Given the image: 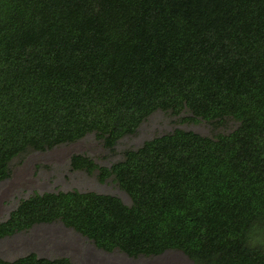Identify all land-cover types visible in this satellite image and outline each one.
Masks as SVG:
<instances>
[{
    "label": "trees",
    "instance_id": "16d2710c",
    "mask_svg": "<svg viewBox=\"0 0 264 264\" xmlns=\"http://www.w3.org/2000/svg\"><path fill=\"white\" fill-rule=\"evenodd\" d=\"M237 123L173 130L121 161L69 166L129 198L33 194L0 239L54 222L104 252L175 250L192 264H264V0H0V182L8 164L94 136L106 149L155 111ZM0 264H73L27 254Z\"/></svg>",
    "mask_w": 264,
    "mask_h": 264
},
{
    "label": "rangeland",
    "instance_id": "374dc122",
    "mask_svg": "<svg viewBox=\"0 0 264 264\" xmlns=\"http://www.w3.org/2000/svg\"><path fill=\"white\" fill-rule=\"evenodd\" d=\"M237 127L229 118L221 122L192 119L183 109L173 115L170 111H155L143 120L135 132L118 140L111 149L103 147L94 134L78 141L58 145L43 152H26L13 158L9 176L0 182V222L17 204L33 194L68 192H94L118 198L129 206L127 195L119 189L112 177L103 182L97 171L87 174L70 169L73 155L90 159L97 167L108 168L124 157V152L135 151L143 142L171 133L173 130L190 131L203 137L225 135ZM38 258H67L73 264H192L182 253L168 250L157 256L130 258L118 251L104 252L94 247L86 238L54 222L36 225L31 229L0 239V259L12 261L27 254Z\"/></svg>",
    "mask_w": 264,
    "mask_h": 264
}]
</instances>
